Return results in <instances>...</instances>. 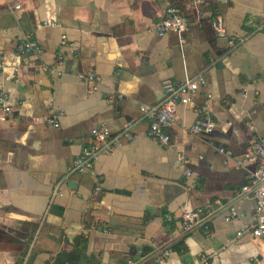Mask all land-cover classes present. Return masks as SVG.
<instances>
[{"label":"crops","instance_id":"1","mask_svg":"<svg viewBox=\"0 0 264 264\" xmlns=\"http://www.w3.org/2000/svg\"><path fill=\"white\" fill-rule=\"evenodd\" d=\"M173 5L191 28L148 32ZM26 39L42 52L21 54ZM0 54L12 106L0 105V264H128L140 248L165 246L169 264L202 255L208 264H264V241L236 235L256 212L255 199L237 193L257 165L237 160L264 138V0H0ZM199 73L206 84L177 105L171 140L150 137L141 107L163 99L165 78ZM204 118L214 131L194 132ZM127 122L131 140L92 171H71L92 128L117 134ZM232 204L238 216L226 221ZM220 205L211 233L184 232L186 210Z\"/></svg>","mask_w":264,"mask_h":264},{"label":"built area","instance_id":"2","mask_svg":"<svg viewBox=\"0 0 264 264\" xmlns=\"http://www.w3.org/2000/svg\"><path fill=\"white\" fill-rule=\"evenodd\" d=\"M197 4L203 3L205 0H194ZM45 25L56 26V22L45 21ZM192 22L182 12L178 6H169L163 16L159 18L152 26L148 28V32H154L158 36H164L169 32H175L179 36H183L192 26ZM217 29L224 32V29L219 24ZM65 41L66 35L64 34ZM18 50L21 54H36L43 50L42 44L34 39H26L20 42ZM63 61L60 59L59 64ZM6 62L0 54V68H5ZM84 76L93 82H97L100 76L93 70L87 71ZM206 77L203 73H199L192 77H186L180 80L165 78L162 82L164 97L155 106H142V111L146 116H150L151 120L147 134L150 137L160 139L164 143L171 140L169 129L178 121L177 105L179 103L189 104L201 85L206 84ZM0 105L6 113L12 111V106L8 103V95L5 90L0 89ZM48 122L59 126L56 116L48 118ZM134 122H127L124 128L117 134H113L106 125L96 126L92 128L90 139L83 147L79 155L76 156L72 166V172L87 173L94 169L96 163L106 154H110L116 147L121 146L125 140H131L134 136ZM216 128V123L204 118L196 122L192 129L194 132H213ZM222 152L225 149H221ZM227 153V152H226ZM178 158L182 161H188V157L184 152H178ZM255 163L257 168L251 173L247 182L242 185L237 193V198L252 196L256 201L255 219L247 227L240 228L237 236H242L246 233L255 239L264 241V138H255L250 145L247 153L237 160L238 165L245 163ZM190 175L191 171L188 170ZM102 187L98 185L95 188V193H99ZM224 205L198 207L195 209L186 210L181 218L182 228L185 233L192 232L196 229H203L208 233L211 228V221L217 214L223 212ZM226 211V212H225ZM225 220L230 221L236 219L238 210L234 204L229 209L225 210ZM168 220H172L169 215ZM172 253V246L158 248L153 252H146L140 248L136 251L137 257L128 259V264H169V258ZM209 257L202 255L197 261V264H208Z\"/></svg>","mask_w":264,"mask_h":264}]
</instances>
